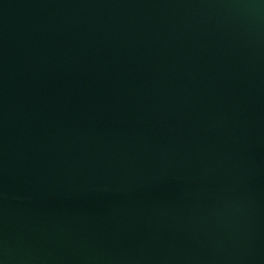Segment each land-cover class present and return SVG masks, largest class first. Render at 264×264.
<instances>
[{"label": "water", "instance_id": "1", "mask_svg": "<svg viewBox=\"0 0 264 264\" xmlns=\"http://www.w3.org/2000/svg\"><path fill=\"white\" fill-rule=\"evenodd\" d=\"M0 264H264V0H0Z\"/></svg>", "mask_w": 264, "mask_h": 264}]
</instances>
